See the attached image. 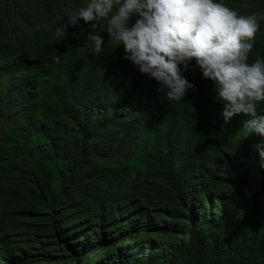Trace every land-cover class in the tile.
<instances>
[{
  "label": "rangeland",
  "instance_id": "obj_1",
  "mask_svg": "<svg viewBox=\"0 0 264 264\" xmlns=\"http://www.w3.org/2000/svg\"><path fill=\"white\" fill-rule=\"evenodd\" d=\"M20 1L28 15L10 30L24 43L5 39L0 45V148L42 149L52 196H39L31 187L15 192L19 182L0 184V220L4 202H24L6 216L0 264H264V168L253 147L264 137H244L242 121L248 117L222 121L212 83L201 77L194 62L183 75L195 87L182 100H168L154 80L123 58L122 45L114 43L113 60L85 82L99 57H81L92 35L90 26L81 20L68 27L63 39L56 35L65 13L84 0H0V13L8 2ZM238 1L245 5L244 15L264 13V0L224 3L233 9ZM259 19L248 63L264 60V18ZM14 57L24 71L11 77ZM134 76L141 92L130 96ZM158 103L186 108L180 116L183 133L197 143H210L203 162L197 164L187 153L169 163L154 112H149ZM121 107L126 120L99 142L97 157L81 170L72 136L64 132L72 123L68 114L79 112L94 120L82 122L93 125L102 116L109 121ZM257 112L264 114V101L257 103ZM253 138L244 150L242 142ZM56 139L69 144L58 151L65 156L46 148ZM4 152L0 149V166ZM192 169L193 188L181 195L169 174L176 170L188 179ZM73 176L86 179V186L59 199ZM57 202L56 212L63 214L52 224L49 207Z\"/></svg>",
  "mask_w": 264,
  "mask_h": 264
},
{
  "label": "clouds",
  "instance_id": "obj_2",
  "mask_svg": "<svg viewBox=\"0 0 264 264\" xmlns=\"http://www.w3.org/2000/svg\"><path fill=\"white\" fill-rule=\"evenodd\" d=\"M65 16L56 30L62 39L81 20L92 30L106 21L103 30L112 43L122 45L123 58L154 80L168 100H182L195 87L183 75L194 62L212 83L222 121L243 114L248 117L242 121L244 137H264V114L257 112V103L264 101V60L247 62L264 13L238 15L224 0H84ZM102 39L91 37L94 57L103 51ZM253 147L264 168V141Z\"/></svg>",
  "mask_w": 264,
  "mask_h": 264
},
{
  "label": "trees",
  "instance_id": "obj_3",
  "mask_svg": "<svg viewBox=\"0 0 264 264\" xmlns=\"http://www.w3.org/2000/svg\"><path fill=\"white\" fill-rule=\"evenodd\" d=\"M20 4H22V1L13 3L8 2L5 6L6 9L0 13V45L5 39H9L18 45L24 43L23 40H21V37L14 35V32L10 30V27L19 26V24L23 21V18L28 15V10L21 8L19 6ZM244 6L245 5L242 1H238L234 4V7L236 8L233 9L238 13V15H244ZM135 18L136 17H133L129 23L134 22ZM105 23L106 21L101 20L96 29H91L92 35L88 36L86 40V49H84L83 54L81 55L83 60L86 59V57L89 60H96V57H94L89 51L90 45L92 44L91 37L93 35H100L103 38V51L99 54L96 64L87 71V74L89 73V75L86 76L85 82L89 78L90 81H92L94 75L105 69V67H107V65L113 60L112 58H109L110 52L112 51L111 44L113 43L109 40L106 30H103ZM3 51L4 49H1L0 47V53H3ZM10 57L11 56H7L6 58ZM18 59V57L12 58L15 65L18 63ZM15 65L11 71H9V75L11 77L18 76L24 71L22 68H18V66ZM3 80L4 79H2V81ZM133 81V84L130 86V96H136L141 92V88L138 90L139 78L134 76ZM0 84H2V82ZM1 86L2 85H0V87ZM72 88L73 87L70 89ZM158 106L159 107L149 109V112H154V123L158 134H161V138L164 140V147L166 148L165 153L169 163L174 164L175 161L181 160L180 157H185L187 153H191L194 156L197 164L203 162L210 153L208 146L210 143L209 141L206 143H197L196 138H190L188 135L183 133L180 116L181 113L185 112L186 108L181 107V105H178L177 107H170L167 103H158ZM68 117L71 118L72 123L69 126V129L64 132L66 135L71 134L72 136L70 143L72 144L73 149H76V153L81 157V163H83L81 170L89 168V165L91 164L90 162H93L95 160L94 158L97 157L96 154L98 152L99 142L104 140L105 137H107L108 134H110L117 126V124L120 125L122 121L126 120L124 107L115 109L112 112L111 119L109 121H107L106 116H102L99 119H95L97 121H95L93 125L89 124L94 120L92 121L90 117L81 116L79 112L71 111L68 114ZM86 118L90 119L89 124L86 121L82 122V120ZM259 137L260 136L258 134H254V138L257 139ZM254 138L248 140L247 142H242L244 144V150L253 144L256 140ZM68 145L69 144L67 143H62L61 139H56L46 148L51 149L55 155L65 156V154H61L58 151L59 149H66ZM0 149L5 150L2 155L3 157L1 158L2 164L0 166V184H3L4 181H8L10 185H14L19 182L20 191L15 192H23L27 189V187H31V190L35 193L37 192L39 196H43L44 194L52 196V188L49 178L51 173L49 168H47V166L42 162L45 157V154L42 153V149L34 148L29 151H17L16 146L12 144ZM81 170H79L78 173H81ZM192 171L193 173H190L191 175L188 179H186L185 176L180 177L178 171L176 170H172L169 174L174 177L173 180L175 182V186L181 195H186L187 192L193 188L192 183L194 181L193 174L195 173V170L192 169ZM77 177L78 176H73L69 180V183L62 186L61 192L58 196L59 199L65 198L66 195H68L69 192H71L73 188L78 185L82 184L86 186V179L81 181L79 177L78 182L80 183L75 185V183H77ZM48 200L52 203V200L50 199L44 200L45 203H47ZM187 202L188 199L186 200V203ZM23 203L24 202L20 198H18L17 202H4L6 207L4 209L3 217L0 220V236L6 235V231L3 230V227L8 220L6 216L13 214V211L18 210L20 205ZM57 205L58 202L49 207L51 210L49 216L51 217L52 224L59 222L62 218L63 213H61V211H59V213L56 212Z\"/></svg>",
  "mask_w": 264,
  "mask_h": 264
}]
</instances>
